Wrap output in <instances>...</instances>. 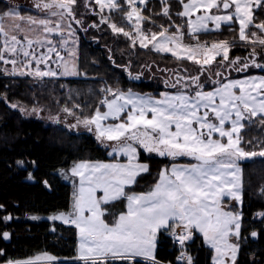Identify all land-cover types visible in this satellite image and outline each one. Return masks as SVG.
<instances>
[{"label":"snow or ice","instance_id":"1","mask_svg":"<svg viewBox=\"0 0 264 264\" xmlns=\"http://www.w3.org/2000/svg\"><path fill=\"white\" fill-rule=\"evenodd\" d=\"M94 2L100 9V22L108 23L114 34L129 38L133 45L137 41L143 48L152 45L158 52L172 53L177 59H187L200 65L201 71L214 62L221 66L227 64L237 72L247 70L250 65L264 67L254 59L258 55L255 47L241 63L240 57L230 59L232 42L228 40L210 45L199 40L195 44H185L179 25L175 33H169V29L162 25L158 33L145 32L141 25L146 17L137 3L143 5L146 0H124L127 11H124L120 0ZM162 2L165 5L162 14L169 16L167 0ZM180 3L183 11L178 15L189 17L190 33L208 30V21L219 29L221 22L228 23L235 19L239 23V41L264 47V21L255 23L254 16L255 9L264 6V0H180ZM76 4L77 0H36L35 7L55 17V20L25 17L13 10L0 14V20L7 18L12 21L8 25L0 23V36L3 37L0 61L11 64L12 74H16V66L23 57L26 68H31L35 63L34 71L28 74L54 77L57 72L47 67L53 62L54 55L63 61L62 74H77L74 69L70 71L69 61L64 60L49 39V34L53 32L64 34L65 21L82 23L75 16ZM85 7H90V0H86ZM106 8L122 11L124 18L133 24V31H126L110 22V18L103 15ZM214 9H223L224 14H213ZM193 14H197L194 20L191 19ZM21 22H26L27 28ZM250 27L258 31H250ZM17 33H24L23 39ZM74 34L75 29L68 23L67 36L73 37ZM69 42V39H64L62 46L66 47ZM36 45L46 46L47 50L37 54ZM9 56L12 58H7ZM69 56L74 57L75 52H70ZM41 65H45L47 70H42ZM19 74L26 73L19 71ZM186 79L188 83L184 88L187 89L189 84L194 85V95L181 90L174 95L163 93L160 99H154L131 90L113 93L111 88L102 89L114 96L111 100L101 101L107 111L101 112L98 107L94 115L77 119V124L82 123L89 131L94 125L98 140L115 142L113 151L123 152L128 157L127 164L81 161L71 168L72 176L79 178V185L73 193V211L51 219L71 223L78 229L80 243L76 259L84 264H110L117 260L135 264L136 257L159 264L154 253L161 230L169 231L181 248L193 239L194 230L198 231L203 235L204 242L214 249L213 264H235L239 245L230 242L229 238L239 237L241 214L225 211L221 200L229 196L241 201V169L238 162L264 157V144L260 145L258 151H246L241 136L246 120L251 122L253 118H258L260 124L264 125V76L229 80L208 92L202 90L199 76ZM176 83L179 84L180 79ZM12 107L17 105L13 104ZM75 107L79 108V105ZM63 111L74 114L67 107ZM109 118L119 122L105 124ZM226 123H230L231 127H226ZM214 134H218V137ZM134 145L160 156L192 157L196 163L162 169L150 191L127 194L125 186L135 183L140 173L148 171L147 164L137 162L138 152ZM18 163L23 166L24 161ZM44 183L47 185V181ZM98 189L102 190V196H97ZM122 197L127 200V210L120 213L113 223H107L102 205ZM257 215L264 216V212ZM31 218L39 219L36 216ZM9 235L3 233L4 239H8ZM251 235L256 237L258 234L252 232ZM55 259L44 253L29 260H9L7 264H37ZM177 259L184 260L185 264H193L192 256L186 251H182Z\"/></svg>","mask_w":264,"mask_h":264},{"label":"trees","instance_id":"2","mask_svg":"<svg viewBox=\"0 0 264 264\" xmlns=\"http://www.w3.org/2000/svg\"><path fill=\"white\" fill-rule=\"evenodd\" d=\"M91 1L90 7L86 8L85 0L87 14L80 18L82 23L77 25L80 37L79 68L84 75L41 78L0 71V206H4L0 207V264L9 260H23L39 252H49L61 259L56 264H84L76 259L78 232L74 225L47 219L32 220L28 216L48 215L70 208L73 186L57 170L70 168L80 161H110L118 158L110 153L113 147L110 146L111 142L98 140L94 130L75 132L63 124L43 119L40 111L55 114L67 107L78 118L90 117L98 107H104L101 101L106 91L102 89L109 86L114 88V93L137 90L159 96L165 89L174 90L178 85H167L159 78V72L173 73L172 69H166L165 66L169 65L174 68L183 66L195 69L199 74L200 84L202 77L211 78L207 68L201 71L200 65L192 61L177 59L171 54L155 51L150 46L143 48L138 41L133 45L129 38L114 34L108 23L100 22L101 14ZM120 3L124 11H127L124 0H120ZM12 5L10 0H0V13L8 11ZM167 5L169 16L162 14L165 6L162 0L149 1L145 13L162 25L184 21L177 14L183 9L180 0H167ZM21 12L39 14V11L28 8H21ZM107 16L110 22L126 31H133V24L124 18L122 11L108 10ZM261 21H264V6L255 11V23ZM142 23L146 25L145 21ZM229 27L235 29L237 26H225L226 29ZM142 28L145 32L148 30L145 26ZM170 28L171 31L175 29L173 26ZM155 30L157 33L161 31ZM186 31L188 32L185 29ZM250 31L258 30L250 27ZM216 33L201 32L195 36L199 41L212 40ZM253 47L262 50L259 59L258 56L254 59L256 63L264 65V47L259 45L241 42L231 50V55L248 57ZM259 51H256L258 55ZM256 71L264 73V67L250 65L247 70L237 74L251 75ZM233 74L231 69L230 73L227 71L211 78L213 84L206 83L204 89H213L217 81L229 79ZM13 104L17 107L13 108ZM21 109H37L39 115L32 116ZM256 123L258 125H247L243 132L248 149H258L264 144V140L260 144L254 140L255 137L264 135V125ZM245 140H251L252 143L247 145ZM141 158L148 164V171L138 175L135 183L126 189L127 194L148 191L158 181L162 168L174 161L172 157L149 156L145 153H142ZM19 161H24L23 166ZM239 162L243 168V217L236 264H264V216L261 219L255 218L259 211H264V161L263 157L257 156ZM29 173L33 179H29ZM45 179L50 182L52 191L45 185ZM126 201L122 197L109 204L122 211ZM9 213L13 214L12 221L4 219ZM253 228L259 229V236L251 235L249 231ZM6 230H10L13 237L9 243L3 239ZM170 247L169 234L162 232L156 259L174 263L179 249L171 250ZM185 247L194 259V264H213L214 250L204 242L202 235L197 234ZM2 249H5L4 253ZM110 264L129 262L117 260ZM135 264L152 262L135 260Z\"/></svg>","mask_w":264,"mask_h":264},{"label":"rangeland","instance_id":"3","mask_svg":"<svg viewBox=\"0 0 264 264\" xmlns=\"http://www.w3.org/2000/svg\"><path fill=\"white\" fill-rule=\"evenodd\" d=\"M10 1L13 4L12 7L10 8V10H13V11L18 12L21 16L27 17V16H33L34 15L33 17L40 18V19H44V18H48V19H52V20H55L56 19L55 17H51L48 13L44 16V14L46 12H44V11H42V10H40V9H38V8L35 7L36 0H10ZM149 1H151V0H146V3L143 4V5L137 3V7L140 8V9H142V15L144 17H146V19L144 20L146 22L144 24H146V25H143V23H142L141 26L142 27L145 26V28H148V30L146 32H149V31L156 32L155 28L161 30V25L162 24L160 22L158 23L153 18V16H151V15L148 16L145 13V9L148 7ZM84 2H85V0H77V4H76V6L74 8L76 19L78 18L80 20V18H84V15L87 14V10L84 7ZM91 2H92L93 5H95L97 11L100 12L99 6H97L95 4L94 0H92ZM125 6L127 7L126 4H125ZM21 8L22 9L23 8H28L30 10H37V11H39V14H32V15H30L28 13L26 15H22ZM108 10L109 9H107V8L104 10V12H103L104 13V16H105V14L107 16ZM182 18L184 20L182 22L175 23V24H171V25H162V26L164 28H168L169 31H171V28L170 27L173 26L175 29L172 30L171 32L172 33H175L177 31L176 26L179 25L181 31L183 32V39H184L185 42H197V40H199L198 37H196L195 35L190 34L187 31H186L187 33L185 32V29L186 30H189L188 29V17H182ZM1 21H3V20H1ZM69 22L72 24V28L75 29V34H74L73 37H68L67 36V24ZM11 23H12L11 20H9L7 18L4 19V24L8 25V24H11ZM21 23H22V26L23 27L27 28V23L26 22H21ZM77 25L78 24H76L74 21H70V20L69 21H65L64 22V34L63 35H61V33L59 31L58 32H53V33L49 34V39L56 45L57 50L60 51V53H61V56L64 57V60L69 61V69H70V71L74 69L75 72L78 69V59H77L76 53H75V56L74 57H70L69 56V53L70 52H73V51L74 52L76 51V46L74 45V43L77 44V40L79 39V30H78V26ZM155 26H158V27H155ZM225 26H228V25H224V26L221 27V29H218V30H214L213 31V32H217L216 35H215L216 36L215 39H212V40H204V41H199V42L200 43L207 42L210 45L213 42H219L221 40H228V41L232 42V47H231V50H232L238 44L241 43V41H239V38H238V35H239V26L235 27V29L230 28V27H229V29H226ZM229 26H232V25H229ZM205 32H211V31H205ZM17 35H18L19 38L23 39L24 33H17ZM50 35H56L55 36V39H51V36ZM64 39H69V41H70L69 44L66 47L65 46H62ZM34 47L36 48L37 54H39L40 52H44V51L47 50L46 49V46L45 47H41V46L36 45ZM256 51L258 52L259 50L256 49ZM261 51H259V55H256V56H258V59L260 57V52ZM229 55H230V59H235L236 57H240L239 55H231V51H230ZM7 58L11 59L12 57L9 56ZM240 58H241V63L245 62L244 61V57H240ZM219 59L220 58L218 57L217 60H219ZM23 61H24V58L23 57H20V62L16 66L18 68V72L16 73V75H20L19 74V71H23V72L26 73V74H24V76H32V77H35L33 75L28 74L31 71H34V69H35V63L33 62L31 68H26L24 66ZM62 64H63V61L58 60L53 55V62L50 63V65L47 66V67H50L52 70L56 71L57 72V75L54 76V77L53 76H48V77H41V78H59L58 71H57V66H61L62 67ZM47 67L45 65H41V69L42 70H45V69L47 70ZM165 67H166V69L167 68L168 69H172L171 71L173 73L170 74L168 71H166V72H159V75H160L159 78H161L164 83H166L167 85H170V84H172V85L175 84L176 85L177 84L176 81L179 78L183 79V81L180 79V83L177 85L176 89H174V90H172V89H165L162 92V94L163 93H168V94L174 95V94H177L179 91L184 90L189 95H194V92L196 90L195 89V86L189 84V87L187 89H185L184 88V85L186 83H188V81L186 79L187 77H190V76H199V74H197L195 72V69H192L190 67H188V68H190V69H188V68H185L183 66H181L179 68H177V67L174 68L172 66L170 67V65L169 66H165ZM12 68H13V66L11 64H5L3 61H0V70L1 71L12 73ZM199 68H201V66H199ZM205 68H207L210 71L211 78H214L215 76H217L216 75L217 72H219L221 74V73H224V72L226 73L228 71L230 73V70L231 69H232V72H234V74H233V76L231 78L226 79V80H223V81H220L218 83H215L216 84V87H214L211 90L204 89V85L206 83L213 84L212 79L209 78V77H202L201 85H203V89L202 90L205 91V92L213 91L215 88L220 87L223 83H227L229 80H242V79H245V78L251 77V76H264V73L259 72V71H256V73H253L251 75H241V74H237L238 72L235 71L232 67L228 66L227 64H225L224 66H221L217 62H214L210 66H205ZM62 69H63V67H62ZM62 71L64 72V69ZM152 73H154V72H152ZM81 74L84 75L85 73H81ZM109 88H111L113 90V93H114V88H112L110 86H109ZM104 95H106L107 97L110 96V99H113V97H114L113 94L112 93H109V92H106V94H104ZM64 108H62L59 112H57L55 114H50V113H48L47 111H44V110H42V111L39 112V111H37V109H35L36 111H33V109L32 110L23 109V110H24V112H26V113H28L29 115H32V116H37L40 113V117H42L43 119H45L47 121H51V122L63 124L65 126H67L68 128L74 130L75 132H85V131H88L89 130L82 123L81 124H77V119L83 120L85 118H78L75 114L70 115V114H68V113H66V112L63 111ZM202 111H203V109H202ZM256 122H259V119L258 118H253V120L251 122H249L247 120L244 122L245 123V127L241 131V136L243 138V143H244L243 132L246 130L247 125H251V124L258 125ZM227 124H228V126H226V127L230 128L231 127L230 123H226V125ZM74 125H75V127H73ZM214 136H217L218 137V134H214ZM254 140L257 141V144H260V143H262V140H264V135L255 137ZM248 141H251V140H248ZM243 143H242V146L245 148L246 151H254V150L258 151L259 150V147H258V149H248V147L246 146V143H244V144ZM247 145H250V144L247 143ZM110 146H115V142H111L110 143ZM134 147L137 148V152H138L137 162H139L141 164H146V162L142 161V158H141L142 153H145L146 155H149V156H151V155L153 156V155H156V154L158 156H160L158 153L145 151L139 145H134ZM111 153L112 154H118L121 157L122 156H125L127 158L126 160H119L116 163H120V164H127L128 163V157L123 152H119V151L114 152L112 150ZM162 157H168V156H162ZM180 158H190V157H188V156H178V157H175V158L172 157V159L174 161L170 165L164 166L162 169H165V168L171 169V167L173 165H178L179 166V165H190V164L196 163V161L194 159H192V158H191V160H186V161H181V160H179ZM263 161H264V157H263ZM89 162H92V161H89ZM100 162H102V163L104 162L105 163V161H100ZM111 163H113V162H111ZM238 164H239V167L241 169V172H240V177H241V201L238 202V201L232 199L229 196H224L222 198V200H221V204L224 207V210L225 211H231V212H234V213H240L241 214V220H240L241 227H240V232H239V237H240L241 228H242V217H243L242 211H241V206H242V201H243V168H242V165L240 164V162H238ZM72 167H70V168H61V169L57 170V173L59 175H61L62 178L65 181H68L73 186L72 201H71L70 208L69 209H66V210L56 211V212H53V213L48 214V215L32 214V216L39 217V219H36V220L47 219V220H50V221H60V222H63L62 220H59V219L53 220V219H51V217L58 216L61 213L65 214V215H67L69 213H72V211H73V193L76 191V189H77V187L79 185V178L72 176V173H71V168ZM31 179H33V178H31ZM129 186L130 185H126L125 186V192H126V189ZM153 187L154 186H152L148 191H150ZM102 195H103L102 190H99L98 189L97 190V196L99 197V196H102ZM102 207L105 209V217H104V219L108 223L110 222L109 220H112L113 221L114 219H116V216L120 212V210H118L114 206H111L110 204H109V206H108V204L107 205H102ZM262 212H264V211H259L258 213H262ZM257 214H256L255 218L261 219L263 217V216H259ZM253 231H257L258 232V236H259V233H260L259 229L253 228L249 232L251 233ZM239 237L237 238L235 236H231L229 238L230 239V242L236 243V244L239 245ZM238 251H239V249H238ZM237 257H238V252H237L235 264L237 263Z\"/></svg>","mask_w":264,"mask_h":264},{"label":"crops","instance_id":"4","mask_svg":"<svg viewBox=\"0 0 264 264\" xmlns=\"http://www.w3.org/2000/svg\"><path fill=\"white\" fill-rule=\"evenodd\" d=\"M187 2V1H186ZM10 10V9H9ZM182 11H183V9H182ZM234 11V10H233ZM255 11H256V9H255ZM255 11H254V16H255ZM22 13V12H21ZM0 14H2V13H0ZM47 14V12L44 14V16ZM199 14H202V13H199ZM213 14H216V15H222V14H224V10L223 9H221L220 11H217V10H213ZM22 15H26V14H24V13H22ZM31 15V14H30ZM41 15V14H40ZM197 14H193V16L191 17V19H195V16H196ZM34 16V15H33ZM188 19H189V17H188ZM0 23H4V20L3 21H1L0 20ZM70 23V22H69ZM72 25V24H71ZM224 25H236V26H239V23H238V21H236L235 19H233V21H231V22H228V23H224V22H221V26H220V28L219 29H221V27L222 26H224ZM214 30H218L216 27H215V24L213 23V22H211V21H208V30H205V31H214ZM205 31H200V32H198V33H201V32H205ZM188 32H189V30H188ZM169 33H172L171 31H169ZM190 33V32H189ZM198 33H195V34H192V33H190V34H192V35H196V34H198ZM51 36V39H55V36L56 35H50ZM2 42H3V37L2 36H0V47H2ZM183 42L185 43V44H195L196 42H185L184 41V39H183ZM74 45L76 46V51H75V53H76V56H77V59L79 58V49H80V37H79V39L77 40V44L76 43H74ZM153 50H155L153 47H152V45H149ZM156 51V50H155ZM161 53H166V52H161ZM166 54H171L172 55V53H166ZM46 70V69H45ZM63 69H62V67L61 66H57V71H58V75H59V77H76V76H79L80 74H81V70H80V68H79V59H78V69L76 70V73L77 74H68V75H64V74H62L63 73V71H62ZM1 71V70H0ZM13 75H16V74H13ZM128 91V90H127ZM127 91H122V92H127ZM133 93H137V94H139V95H141V96H151V97H153L154 99H160L161 98V95H159V96H156V95H153V94H151V93H145V92H140V91H137V90H131ZM114 98V97H113ZM108 100H111L110 99V96L107 98ZM100 111L101 112H105V111H107V107L104 105V107L102 108V109H100ZM121 116L122 117H124L125 116V114L124 113H122L121 114ZM116 122H119V121H115V120H113L112 118H109L107 121H105L104 123L105 124H110V123H116ZM226 126H228V124L226 125ZM92 130H94L95 131V126L93 125L92 126ZM96 132V131H95ZM108 142H111V141H108ZM113 148V147H112ZM113 150V149H112ZM111 150V151H112ZM111 153V152H110ZM112 154V153H111ZM112 155H114V154H112ZM115 155H117V159H114V160H110V161H105V163H111V162H113V163H116L117 161H119V160H122V158H126L125 156H119L118 154H115ZM157 155V154H156ZM127 159V158H126ZM125 159V160H126ZM81 162V161H80ZM93 163L94 162H100V161H92ZM76 163H79V162H76ZM104 163V162H103ZM75 164V163H74ZM74 164H72V166L74 165ZM147 164V163H146ZM148 165V164H147ZM71 166V167H72ZM141 174V173H140ZM138 177V176H137ZM147 192V191H146ZM140 193H145V192H133V193H131V194H140ZM127 210V201H126V203H125V207H124V209L122 210V211H120L119 212V214L120 213H122V212H125ZM118 214V215H119ZM117 215V216H118ZM116 216V217H117ZM30 219H32L31 217H33L32 215H29L28 216ZM105 217V216H104ZM33 220V219H32ZM110 222H109V224H111V223H113L114 221H115V219L112 221V220H109ZM60 222V221H59ZM64 223V222H63ZM108 223V222H107ZM171 223V222H170ZM66 224H71V223H66ZM71 225H73V224H71ZM75 226V225H74ZM163 231H165V230H161V232L160 233H158V236H157V241H156V248H155V253H154V255H155V258H156V252H157V248H158V242H159V236H160V234L163 232ZM77 232H78V229H77ZM197 232V234H200V235H202L201 233H199L198 231H196ZM203 236V235H202ZM79 243H80V240H79V232H78V236H77V256H78V248H79ZM207 244V243H206ZM210 246V245H209ZM44 253H47L48 255H50V256H53V257H55L54 255H52L51 253H49V252H39V253H37L36 255H34V256H31V257H29V258H26V259H23V260H18V261H24V260H29V259H34L35 257H37V256H41L42 254H44ZM214 255H215V253H214ZM135 260H143V261H148V260H145L143 257H136L135 258ZM61 261V259H59V258H57L56 257V259L55 260H52V261H39V262H37V264H56V263H58V262H60ZM4 264H7V263H4Z\"/></svg>","mask_w":264,"mask_h":264},{"label":"built area","instance_id":"5","mask_svg":"<svg viewBox=\"0 0 264 264\" xmlns=\"http://www.w3.org/2000/svg\"><path fill=\"white\" fill-rule=\"evenodd\" d=\"M169 234H170V232H169ZM193 234H194V232H193ZM170 239H171V247H170V249L171 250H178V249H181V246H180V244L177 242V241H175V239L171 236V234H170ZM188 242V241H187ZM186 242V243H187ZM186 245V244H185ZM184 245V246H185ZM182 251H184V250H180V251H177V254H176V256H175V262L173 263V262H170V261H168V262H162V263H160V264H176V263H183V264H185V261L184 260H180V259H177L179 256H180V254H181V252ZM188 253V252H187ZM188 255H189V253H188ZM193 264H194V262H193Z\"/></svg>","mask_w":264,"mask_h":264},{"label":"water","instance_id":"6","mask_svg":"<svg viewBox=\"0 0 264 264\" xmlns=\"http://www.w3.org/2000/svg\"><path fill=\"white\" fill-rule=\"evenodd\" d=\"M190 158H192V157H190ZM193 159V158H192ZM44 181H47V188H48V190H50V191H52V186H51V184H50V182L47 180V179H45ZM2 207H4V206H2ZM7 217H11V219H8L9 221H12V219H13V214L12 213H9L8 215H7ZM5 232H7V233H9L10 235H9V238L8 239H4V237H3V239H4V241L5 242H7V243H9V242H11L12 241V233H11V231L10 230H6ZM4 232V233H5ZM5 252V249H2V253H4Z\"/></svg>","mask_w":264,"mask_h":264},{"label":"flooded vegetation","instance_id":"7","mask_svg":"<svg viewBox=\"0 0 264 264\" xmlns=\"http://www.w3.org/2000/svg\"><path fill=\"white\" fill-rule=\"evenodd\" d=\"M256 233L258 234V232L256 231ZM258 236V235H257Z\"/></svg>","mask_w":264,"mask_h":264}]
</instances>
